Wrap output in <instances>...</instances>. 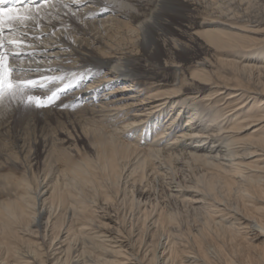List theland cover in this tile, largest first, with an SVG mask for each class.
<instances>
[{
  "label": "bare ground",
  "instance_id": "6f19581e",
  "mask_svg": "<svg viewBox=\"0 0 264 264\" xmlns=\"http://www.w3.org/2000/svg\"><path fill=\"white\" fill-rule=\"evenodd\" d=\"M241 1L249 5L253 3V0ZM38 2L43 3V0ZM171 4L172 0H129L127 7L131 8L126 9L127 13L121 8L104 10L103 0H53L41 11V27L27 29L24 43L16 51L20 53V59L27 58L30 63L18 60L12 63L18 68L31 69L24 74L33 79L64 77L63 82L48 84L51 90L43 96L50 95L63 83L79 86L66 95L65 103L55 100L52 105L39 109L19 106V114H14L13 131L4 126L0 116L2 132L6 135L11 132L8 145L11 149L9 155L12 156L6 172L0 171L1 190L7 191L6 197L0 200V264H32L15 258L17 250H23L15 243L20 240L27 247L23 251L36 258L38 264H89L86 260L82 261V256L92 251L96 264L136 263L127 259L129 245L126 240L117 237L122 235L120 229L117 232L109 230L111 217L102 210L98 213L99 209L89 205V201L94 202L97 196L109 202L111 193H108V187L116 188V194L121 178L131 183L133 188L131 194L125 191L130 194L131 207H134L132 205L138 197H134L136 191H145L138 185L144 180H157L169 187L170 197L180 198L183 204L192 205L194 202L204 207L206 218L201 230L213 226L215 230L222 228L233 236L241 235L243 239L259 237L253 231V222L264 229V83L251 89L234 76V84L225 81L228 79L222 81L224 76L219 65L209 69L212 63L207 58L195 61L189 76L185 72L177 76L181 66L173 60L172 67L176 71L173 81L163 83L165 88L161 90L148 92L141 86L145 83L140 80L147 77V72L138 68L132 56L123 55L122 39L132 40L127 35L123 38L127 31L136 33L135 39L141 40L140 45L151 58L156 56L159 50L156 35L166 27L155 19L164 7L168 8ZM138 7L150 8L151 11L146 15L140 12L141 9L135 10ZM131 11L132 15L129 14ZM103 12H107L110 18H102ZM108 20L111 22L110 29L105 25ZM236 20L223 16L209 19L202 23L207 26L202 33L209 44L229 51L232 57L221 62L229 66L233 73L256 71L259 75L264 72V50L259 54L258 49L264 43L261 47L257 45L264 42V37H255L254 34L260 32L253 26L260 21L240 25ZM111 27L114 28L112 31ZM50 39L52 42H49ZM164 40L171 43L174 50L184 49L185 45L171 36ZM40 41L45 43L39 44ZM51 45L53 48H49ZM251 49L252 54H241ZM49 56L53 59L50 60ZM58 57L62 60H57ZM99 73L102 74L98 76ZM119 79L123 82L118 89H129L130 93L114 96L115 83ZM208 84L213 85L208 87ZM99 91H102L99 94L101 98L92 101L91 98L97 97ZM85 98L90 100L87 109L83 106L72 110L80 99ZM194 100L198 105H205L208 117L200 113L196 106L186 104ZM71 113L78 115L72 116ZM186 114L187 122L182 125L180 120ZM105 120L112 124L105 125ZM82 136L90 138L89 147L95 150L93 156L80 153L77 141ZM210 140L211 144L207 145ZM20 142L22 144L18 146ZM39 147L44 156L38 169L32 165H38ZM24 149H27L26 152ZM23 150L26 154L22 159L29 172L24 170L20 173L19 162L22 160L19 153ZM73 151L79 154V158H73ZM4 162H0V170L5 168ZM184 168L191 172L196 185L184 184V176H181ZM104 182H108V187ZM199 183L204 189L198 187ZM218 184L225 194H230L233 189L236 193L237 189L240 191L241 214L226 205L227 208H221V203L217 204L220 200H216L218 195L215 193ZM172 186L175 187L173 190L170 189ZM249 210L263 212V215L257 217ZM225 215L237 220L234 229L223 225ZM152 220L151 228L156 226V222L160 225L171 222L172 217L170 214L162 216L161 210L158 217ZM49 232L46 253L39 250L38 240L43 238L44 241ZM196 237L197 234H193L194 242L200 244ZM57 244L60 245L54 247ZM76 244L80 249L75 255L77 262H74L72 250H75ZM176 244L177 241L168 238L166 246L163 245L159 251L157 249L158 257L163 260L160 264H175L178 257L179 264H204L199 257L207 259L203 252L199 257L190 254V251L183 254L179 250V254ZM88 247L91 250L88 251ZM260 250L254 258L244 256L241 261L235 262L226 257L224 263L264 264V242ZM188 253L190 255H185ZM105 255L117 259H107ZM11 256L14 261L9 263L6 259ZM156 256L154 246L150 257L145 258L146 261L143 259L144 264H158Z\"/></svg>",
  "mask_w": 264,
  "mask_h": 264
},
{
  "label": "rangeland",
  "instance_id": "374dc122",
  "mask_svg": "<svg viewBox=\"0 0 264 264\" xmlns=\"http://www.w3.org/2000/svg\"><path fill=\"white\" fill-rule=\"evenodd\" d=\"M172 1H173V4L169 5L168 8L164 7L163 10H161L159 12V14H157L158 20L155 19V21H157V22L164 23L165 24L164 26L166 27L165 30L164 29L160 30L161 32L159 31L158 34L156 35L157 38L159 39L158 40L159 50H158V53L156 54L155 57L151 58L149 53L148 52L146 53L145 49L140 45L141 40L135 39L136 33H131V32L125 31L123 38H125V35H127L129 37L131 36L130 38H132V40H130L129 38L125 39V40L122 39L123 40L122 42L124 44L123 48H125L123 51V52H125V54H123V55L124 56L129 55L130 57L132 56V58H134L136 60L138 68L145 70L148 74L146 78H140V80L145 83V85H143V84L141 85L145 90L148 89L149 90L148 92H155V91H158V90L165 88V86L162 85L163 83L167 84V82L173 81V78H174L175 72H176L175 69L172 67L173 60L176 61V63L180 64V66H181V70L179 72H177V76H180L181 73H183V72H185V74L187 76H189L194 62L197 60L203 59V58H207L211 61L212 65L208 66V68L211 70H213L215 68V66L217 67L219 65L218 67L222 71L221 75L223 74V76H224V77H221L222 81L225 79H228L225 81H228L229 83L234 84L236 82L234 77H236L238 80H241V82H240L241 84L246 86V88L248 87L251 89L253 87L259 86L260 83H264V72L259 73V75L257 74L256 71H252L251 73L250 72H242V73L240 72L242 74V75H240V73H238V72L236 74L233 73L231 71V69L228 68L229 66L223 65L221 60H223L224 58L225 59L231 58L232 57L231 54L228 53L229 51H227L226 48H223V49L216 48V47L212 46L211 44H209V42L207 41V39L205 38V36L202 33L204 31V29L207 28V26H204V24H202V23L206 22L209 19H212V18L218 19V17L223 16L226 18H232L233 20H236V18H237L236 23L240 24V25H249V24H252L254 22L257 23L260 21L258 23V25L253 26L255 28H258L260 33L254 34V35L257 38L258 37L263 38L264 37V32H263V30H264V1L263 0L262 1L261 0H253V3L252 2L250 3L251 5H249L248 3L241 1V0H233V1L232 0H172ZM256 1H258L259 3ZM129 7L131 8V6H129ZM129 7L126 6V7L121 8V9L125 10L128 13V11L126 9ZM140 9H141V7H138V9L136 8L135 10L138 11ZM150 11H151L150 8L140 10V12H143L146 15H148V13ZM129 14L132 15L133 11L129 12ZM107 15H108L107 12H103L102 18H107L108 17ZM108 18H110V17H108ZM79 23L82 24V22H79ZM110 23H111L110 20H108L105 23V25L108 26V29H110V26H111ZM111 28H112L111 29V31H112L114 28L113 27H111ZM108 29L106 31H104V36L107 34ZM167 29L169 32L167 31ZM102 30H104V29L102 28ZM93 33H91V34L93 35ZM170 36L173 39L180 41L179 43H182L183 46L185 45L184 49H181V50L172 49L171 43L166 42L164 40L165 38L170 37ZM49 42H52V40L50 39ZM130 42H131V44H130ZM133 42H134V44H133ZM44 43L42 41L39 42V44H44ZM262 43H264V42L258 43L257 46L261 47ZM263 45L260 49H258L259 54H262V51L264 50ZM29 47L33 48V45H30ZM49 48H53V46L51 45ZM230 51L233 52V50H230ZM252 51L253 50L251 49V51H247V52H245V51L241 52L240 51V52H241V54L245 53V54L250 55V54H252L251 53ZM48 58L50 60L53 59V58H51V56H49ZM57 60H62V58L58 57ZM18 61H20L22 63H30V61L28 62L27 58L18 59ZM220 63H221V65H220ZM101 74L102 73H99L98 76ZM249 76L251 78H249ZM214 79L217 80L216 77ZM165 80H167V81H165ZM249 80H250V82H249ZM122 82L123 81L120 79L118 81H116L115 84H117V85L115 86V93H113L114 96L121 94V93L122 94L130 93L129 89L125 90V91H120L118 89L119 85ZM212 85L208 84V87H211ZM50 86L51 85H48L47 89L37 88L38 90L37 89L36 90L38 92L35 90V94H37V95L39 94L40 96H43V94H48V92L51 90ZM78 86L79 85H76V87L69 88L63 92L61 91L62 93L59 92L58 98L56 100L57 101L60 100L61 103H65L67 100L66 95L73 93L76 89H78ZM130 87H132V86H130ZM39 89H41V90L39 91ZM40 92H41V94H40ZM101 93H102V91H99L97 97H93V98H91V100L93 101L94 99H97L98 97L101 98V95L99 96V94H101ZM180 100H183V99L181 98ZM89 101L90 100H88V98H85L84 100L80 99L77 107H75L72 110H77V109L79 110V108H81L83 106L85 109H87L88 105H89ZM186 104L190 107L196 106L198 108V110L200 111V113H202L205 117H208L209 112L207 111V108L206 109L204 108L205 105L204 106H203V104L198 105L195 102V100L192 102H186ZM61 107H63V106H61ZM44 108H46V107H44ZM18 110L19 111L21 110L20 107L14 105L12 108H10L8 110L0 111V112H2V114L0 113V116L2 115L1 118H3L2 120H4V123H3L4 126H6V128H9L10 131H13L15 129V115L14 114H17L16 112H18V114H19ZM70 112H72V111H70ZM76 114L78 115V113H73L72 116L73 115L76 116ZM187 116H188V114L184 115V117L181 118L180 121H181L182 125L187 122ZM164 122H165V120L162 121V123H161L162 127H164V125H165ZM103 123L105 125L106 124L108 125L109 123L112 124V122H109L106 120L103 121ZM110 124H109V126H110ZM249 130L251 131L252 128ZM2 131L3 130H2V125H1L0 126V146L2 144V145H4V147L1 146L2 148H0V151H1L0 152V162L8 161V162H4L5 168L0 170L3 173V172H6V170L8 168L7 163L11 162L10 158H12V156L9 155L10 154L9 152L11 149H10V146L8 145V141L10 138L9 134H11V132L7 133V135H6L5 134L6 132H2ZM180 131H181V129H180ZM1 132H2V134H1ZM78 134H79V132H78ZM133 136H135V134H133ZM170 137H174V136L170 135ZM89 140H90L89 137L83 138V136H82V138L78 139L77 146H78L79 151H80V149L82 151V152L80 151V153L86 154V155L90 154L93 156L95 154V150L92 149V147L91 148L89 147V146H91ZM4 143L7 145H5ZM191 143L192 144L194 143L193 140L191 141ZM21 144H22L21 142L18 143V146H21ZM210 144H211V140L207 142V145H210ZM14 146H16V145H14ZM12 150H14V149H12ZM24 150L26 152L27 149H24ZM24 150L21 153H19V155H21L20 159L22 160L21 162H19V165H20L19 172L20 173L23 172L24 170L26 172H29L28 166L26 165L25 161H23V159H24L23 157L26 154L24 152ZM74 152L75 151L72 152L73 158H75V157H76V159L79 158V154H77L76 152L74 154ZM43 156H44L43 151H41V149L39 147V154H38V159H37L38 165L33 164L32 166L38 167V169L41 168V165L43 162ZM186 168H184V170L181 171V176H184V180H183L184 184L185 185H191V186L196 185L197 183L194 181V179L191 175V172H189ZM129 181H131V180H129ZM147 181L144 180V182H142L141 184L138 185L139 187L142 186L141 189H144L145 191H143V192L136 191L134 197H136V196H138V197L135 200L137 203L134 201V204L132 205L134 207H131V204H130L131 202L129 199L130 194H131V190L133 188L131 187V183H129L128 181L125 182V179H123V178H121V180L118 184L116 194H114L115 193L114 191L116 188L110 189L107 186V185H109L108 182H106V183L104 182L105 186L108 187V193L109 194L111 193L110 194L111 198H110L109 202H106L105 200L103 201L102 198H97L100 196H97L95 198L94 202L89 201V205H91L92 208L94 207L97 210L99 209L98 213H101L100 211L102 210L105 213H107V215H109L111 217L112 221H110L108 224L110 231L112 230L114 232H117V229L118 228L120 229V232L122 235L117 236V237L120 240H126L128 245H129V247L127 246V248H128L127 250L129 252L127 254L128 261L136 262L134 264H142V263L144 264L143 259H145V258L147 259V257H150V254L152 253V249L155 246L156 255H157L155 257L156 263L160 264L163 260L160 259L161 256L158 257V255H159L158 251L160 250L161 247L166 246L168 238H171V239H174L175 241H177L176 246H177V250H178L179 254L181 252L184 254V253H187L186 251H188V252L190 251V252H192V253L189 252L190 254H192V255L194 254V255L199 257V256H202V252H203L206 255L208 261H206L207 259L205 260V258H203V256L199 257V259H200V262L204 263V264H206V263L210 264V262H211V264H225L224 262H225L226 257H230L231 259L236 260L235 262H237V261H241V259H243L244 256H253L251 258H254L255 256H257L260 253L258 251H261L260 249H261L262 244L264 242V236H263L264 229L260 228L259 225L256 224L255 222H253V231L257 235L259 234L258 235L259 237L256 239H253V240H250L249 238L243 239V238H241V235L240 236L239 235L233 236L232 234H230L231 232H229V231L224 232L222 230V228L215 230L213 226H210L209 228L205 227V229L203 228V230H201L203 227V224L205 223L206 217H205V213H204L205 209L203 206L201 207L200 203H194L193 202V203H191L192 205L183 204L180 201L181 200L180 198L177 199V198H172L169 196V192H170L169 187L165 183H163L161 181L158 182L157 180L154 182H152L150 180H147ZM149 181L152 183H149ZM121 182H123V183H121ZM144 183H147V185ZM125 184H126V186H125ZM200 184H202V183H199L198 187L201 186L203 188V184L202 185H200ZM2 186H3L2 182L0 181V191H2L1 189H3ZM201 187L199 189L203 190L204 188L202 189ZM219 187L220 186L218 184V185H216V189H215V193H216V195H218L216 200L220 199V200H217V204L221 203L219 205L221 208L228 206V209H230V210L233 209L232 210L233 212L236 211V212H239L241 214L242 211L240 208L242 206L241 205L242 201H241V199L238 198L239 197L238 194H240V191H238V189H237L238 193H236L235 189H233V190H231L230 194H225L224 189L221 187L219 188ZM122 188L124 190H122ZM174 188L175 187H173V186L170 187V189H172V190ZM126 190L130 194L125 192ZM6 194H7L6 190L4 192L3 191L0 192V200L5 198ZM235 194H236V196H235ZM127 196H128V198H127ZM139 197H140V199H139ZM259 204H261V203H259ZM161 210H162V216L170 214V216L172 217V221L171 222L170 221L165 222V224H161V225L158 222H156V226L151 228L152 227L151 222L153 221L152 219L157 218L158 213ZM251 211L252 210H249L248 212L251 213ZM146 212H147V214L145 216ZM251 214L255 215L257 217H262L263 212L257 213V212L252 211ZM45 216H46V214H45ZM224 217L226 218V221L223 222L224 226L230 225L231 228H233V227L235 228L237 226V224H236L237 220L236 219L229 218L228 215H225ZM102 221L106 222L107 220H102ZM228 222H230V223H228ZM144 223H145V226H144ZM94 229H95V231L99 230L98 228H94ZM206 229L207 230L210 229V230L207 231ZM49 234H50V232L48 233V236H46L44 241H43V238L38 240V242L40 243V246H41L39 250L42 252L48 253L47 252L48 246H49L48 243L50 240V239H48ZM193 234L194 235L197 234L196 238L199 240L200 244H198V241L196 243L194 242L195 238L193 239ZM223 234H226V235H223ZM115 235H117V234H115ZM24 237L26 238V235H24ZM56 241L54 243H56ZM15 243H16L17 247H19V248L22 246L21 248L23 250L27 248L25 243H22L21 240L15 242ZM78 244H76L77 247L75 248V250H72V253H73L72 255L74 256L73 258L75 260L74 262H77L76 261L77 257L75 255H77L79 253V251H77V250L79 247H81V244H79L80 246ZM250 244H252V245H250ZM254 244L255 245L257 244V246H254ZM58 245H60V244L54 245V247H57ZM41 248H43V249H41ZM112 248H115V247H112ZM157 249H158V251H157ZM23 250L20 251L18 249L17 253H16L17 256H15V258H17L18 260H23L25 262H31L32 264H38L39 263L36 258L29 256L28 253L24 252ZM87 250L89 251L91 249L88 247ZM179 250L181 252H179ZM75 251H77V252H75ZM198 251H201V253H199ZM145 252L146 253L149 252V253L145 254ZM92 253H93V255H95L93 251L90 254L88 252H85V255L82 256V258H83L82 261L86 260V263L96 264L97 261H95V259L93 258ZM189 253L185 254V255H190ZM105 257L107 259H117L115 256H110V255H105ZM43 259H45V258L43 257ZM79 259H81V257ZM146 259H145V261H146ZM6 260H8V262L10 261L9 263L14 261L12 256L7 258ZM178 261H179V257L176 258L175 264H179ZM46 262H48V260ZM187 263L188 262H184V264H187ZM47 264H52V262H50V263L48 262Z\"/></svg>",
  "mask_w": 264,
  "mask_h": 264
},
{
  "label": "snow or ice",
  "instance_id": "6c2138e0",
  "mask_svg": "<svg viewBox=\"0 0 264 264\" xmlns=\"http://www.w3.org/2000/svg\"><path fill=\"white\" fill-rule=\"evenodd\" d=\"M51 3L52 0H43V3H38V0H0V111L14 105L38 109L48 107L58 98L59 92L76 86L63 83L50 95H36L35 89L45 88L56 81L63 82L64 77L33 79L24 74L31 69L18 68L12 63L20 59L16 49L24 43L23 36L27 34V29L41 27V11ZM103 3L104 10H115L126 7L129 0H103Z\"/></svg>",
  "mask_w": 264,
  "mask_h": 264
}]
</instances>
